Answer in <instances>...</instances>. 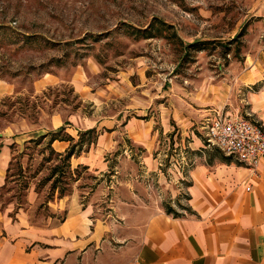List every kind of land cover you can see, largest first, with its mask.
I'll return each mask as SVG.
<instances>
[{"label":"rangeland","instance_id":"374dc122","mask_svg":"<svg viewBox=\"0 0 264 264\" xmlns=\"http://www.w3.org/2000/svg\"><path fill=\"white\" fill-rule=\"evenodd\" d=\"M253 5L0 0V140L10 156L0 212L8 224L25 212L37 227L59 226L75 198L93 209V229L108 227L113 249L120 200L158 197L189 214L187 141L200 138L208 112L244 116L247 95L264 87L254 82L264 72V21L251 16ZM144 29L155 36L143 39ZM60 139L72 140L63 149ZM144 154L158 157L156 171L139 163ZM91 254L97 263L99 250Z\"/></svg>","mask_w":264,"mask_h":264},{"label":"crops","instance_id":"0c3cea01","mask_svg":"<svg viewBox=\"0 0 264 264\" xmlns=\"http://www.w3.org/2000/svg\"><path fill=\"white\" fill-rule=\"evenodd\" d=\"M252 1L256 12L251 16L264 21V0ZM256 77L255 83L264 80V72ZM246 106L244 116L264 124V87L247 95ZM201 125L200 138L187 141L182 158L188 162L182 175L189 183V214H167L158 197L120 200L114 212L123 223L114 232L112 249L108 227L99 223L93 229V209L75 198L67 202L64 222L48 229L31 224L25 212L17 214L14 227L9 213L0 212L5 229V234L0 229V264H93L94 247L99 250L94 264H264V157L254 170L213 158ZM6 140H0V187L10 163ZM64 143L59 142L63 149ZM140 160L146 172L156 171L158 157L144 154ZM29 197L30 202L37 198L34 191Z\"/></svg>","mask_w":264,"mask_h":264},{"label":"built area","instance_id":"2783aa9c","mask_svg":"<svg viewBox=\"0 0 264 264\" xmlns=\"http://www.w3.org/2000/svg\"><path fill=\"white\" fill-rule=\"evenodd\" d=\"M201 131L208 149L219 151L242 167L254 170L264 157V124L250 114L215 112L205 118Z\"/></svg>","mask_w":264,"mask_h":264},{"label":"trees","instance_id":"16d2710c","mask_svg":"<svg viewBox=\"0 0 264 264\" xmlns=\"http://www.w3.org/2000/svg\"><path fill=\"white\" fill-rule=\"evenodd\" d=\"M137 32L138 33H140V35H141V37L143 38V39H147V38H152L153 36H155V35H153L152 33H150V31L149 30H137ZM93 133H95V130L94 129H91V130H88V131H85L83 134H82V137H83V139H84V137L86 136V135H91V134H93ZM56 140H59L58 138H53L52 139V141L54 142V141H56ZM61 141H71L72 139H60ZM82 142H84V140L83 141H81V143ZM74 146H72V148L68 151V154L66 155L67 156V159H71L72 157H73V155L75 154V152H74ZM211 150H214V149H211ZM217 151V150H216ZM219 152V151H218ZM220 153V152H219ZM220 158V160H222V161H226V162H231L230 161V158H226V157H224V156H220L219 157ZM53 189H56V187H55V185L53 186ZM164 210H165V212L167 213V214H170V215H173L174 217H180V215L178 214V213H175L174 212V210H172L171 209V207L169 206V205H164Z\"/></svg>","mask_w":264,"mask_h":264}]
</instances>
